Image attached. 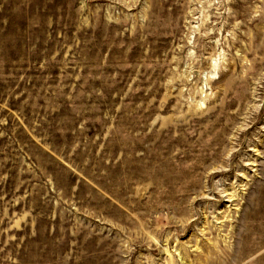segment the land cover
I'll use <instances>...</instances> for the list:
<instances>
[{"label":"rangeland","instance_id":"374dc122","mask_svg":"<svg viewBox=\"0 0 264 264\" xmlns=\"http://www.w3.org/2000/svg\"><path fill=\"white\" fill-rule=\"evenodd\" d=\"M262 203L264 0H0V264H214Z\"/></svg>","mask_w":264,"mask_h":264},{"label":"bare ground","instance_id":"6f19581e","mask_svg":"<svg viewBox=\"0 0 264 264\" xmlns=\"http://www.w3.org/2000/svg\"><path fill=\"white\" fill-rule=\"evenodd\" d=\"M172 3H174V0H172ZM170 17V21H169V26H168V31L170 33L174 32L176 30V25H177V18L170 13L169 14ZM227 190L225 189H221L222 192V197L225 196V201H229L230 204H225L224 207L225 209L221 211L224 212L225 210H228L229 208H231L232 206V197L234 196L233 193H226ZM256 213V214H255ZM197 213H189L186 212L187 215V220L186 221H179V223L177 222L176 226H174L173 228H178V233L179 232H183L185 231L189 225L192 224L193 219L191 220V217L193 215H195ZM257 214H264V203L260 204V206L256 209V211L253 213V220L248 222L247 224H245V228H243V230L245 231L244 233H242V239L237 241L235 246H237V251L236 253H238V256L235 255V258L231 257V248L227 249V246H223L222 250L220 252H217L216 247H218L217 244H213V243H207L206 244V249L208 252H212L209 257H208V261L210 263H214V264H246V259H244L245 257H249L250 259L253 258L254 260V264H264V252L259 250L258 248L260 246H262V244L264 243V237H260V236H252L253 232H255L256 230L259 229L260 225H262V216H258ZM202 216H200V213L198 214V218ZM206 216H203V218H205ZM260 218V219H258ZM214 220V225L216 226V228L220 229V225H216L218 224L216 222L215 219H212V222ZM159 222H163V226L160 227V229L164 228V226L166 224L170 223V218L167 215H162V214H158L157 216L153 217L152 219H149L148 224L149 226H154L155 224H158ZM220 224V223H219ZM208 231L210 232L209 234L212 236H215V231L212 225L208 224L207 226ZM153 229H155L153 227ZM158 229V230H160ZM157 230V229H156ZM199 230L201 231L199 234L203 235V229L200 227ZM180 235H183V233H180ZM198 236L197 232H192L191 236ZM261 248V247H260ZM170 263H172V258L170 260Z\"/></svg>","mask_w":264,"mask_h":264}]
</instances>
